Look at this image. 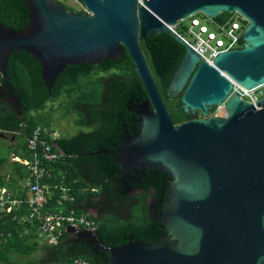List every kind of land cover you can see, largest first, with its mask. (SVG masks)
Here are the masks:
<instances>
[{"label": "water", "instance_id": "1", "mask_svg": "<svg viewBox=\"0 0 264 264\" xmlns=\"http://www.w3.org/2000/svg\"><path fill=\"white\" fill-rule=\"evenodd\" d=\"M26 1L31 15L24 30L0 22L3 76L16 49L36 54L51 84L68 64L97 65L126 48L148 93L136 104L138 129L126 135L115 160L124 175L151 168L173 178L158 217L167 234L104 244L108 264H264V96L252 103L232 93V80L245 89L264 85V0H82L91 15L54 0ZM224 11L241 12L249 25L242 47L219 53L211 64L174 26L197 12L216 19ZM164 32L186 49L170 89L183 92L184 111L202 114L180 124L172 120L139 43ZM1 93L7 94L4 86ZM224 100L228 117H210ZM79 235L103 243L96 231Z\"/></svg>", "mask_w": 264, "mask_h": 264}, {"label": "trees", "instance_id": "2", "mask_svg": "<svg viewBox=\"0 0 264 264\" xmlns=\"http://www.w3.org/2000/svg\"><path fill=\"white\" fill-rule=\"evenodd\" d=\"M30 15L26 0H0V22L8 28L24 30ZM230 15L224 11L216 20L224 21ZM139 43L174 123L201 117L199 111H184L183 92L170 90L171 79L186 53L184 45L167 32L140 37ZM43 72L40 58L32 51L21 48L10 54L7 77L0 73V82L20 103L0 100V141L10 134L18 135V149L23 151L20 155L27 157L26 137L38 126L52 129L47 121L51 119L50 112L38 115L33 111L39 112L48 101L59 99L67 115L75 114L74 121L82 129L71 136L63 134L49 140L57 144L53 150L60 152V157L44 163L51 168L49 182L57 184L48 208L75 217L86 214L96 224L98 237L109 246L162 238L167 229L152 215L146 199L150 194L156 201L163 200L173 178L151 168L124 175L121 164L115 160L126 135L138 129V100L148 98L129 51L124 48L117 58L104 59L97 65L87 61L68 64L51 84L46 82ZM8 149L9 154L16 150L12 145ZM9 159L8 155L0 156V189L8 187L13 197L26 199L27 189L21 181L27 176L31 179V172L20 162L9 163ZM129 188L132 190L128 193ZM62 194L66 195L64 199ZM91 209L99 215L95 216ZM161 209L164 202L158 203V210ZM28 210L29 205L23 202L18 209L0 214V264H33L34 252L42 253L41 264H73L76 260L108 264V253H98L88 240L74 237L68 230L56 244L41 242L38 223L25 217Z\"/></svg>", "mask_w": 264, "mask_h": 264}, {"label": "built area", "instance_id": "3", "mask_svg": "<svg viewBox=\"0 0 264 264\" xmlns=\"http://www.w3.org/2000/svg\"><path fill=\"white\" fill-rule=\"evenodd\" d=\"M56 2H64L68 6L73 7V11L91 15L92 11L82 2V0H54ZM143 3L138 0V4ZM199 13H201L200 16ZM186 20V19H185ZM181 20L175 26V31L185 39L201 56V60H206L213 64L215 57L225 51L240 48L243 45V33L249 25V20L239 11L231 12V15L224 21L213 19L202 12L195 13L189 17L188 23ZM185 31L182 33L179 26ZM232 93L238 94L242 99L252 103H256L264 96V90L261 87L253 89H245L241 84L232 80ZM224 100L221 104L216 105L210 111V117H228ZM41 128L33 131L32 135L27 139L28 151L33 155L31 160H24L27 169L31 172L32 179L26 182L31 198L28 201L31 211L29 212V220L37 222L46 240L54 243L59 240L65 231L70 227H74L76 231L82 229L94 230L95 224L89 220L86 214L80 217L68 215L62 210H52L48 208L51 199L52 186L40 180L46 176H51L50 168L45 165L47 161H54L60 157V152L53 150L56 143L50 142L44 137ZM20 160V159H19ZM65 194L61 195L64 199ZM71 200L74 197H70ZM24 202L23 199L14 198L12 193L7 189L1 190L0 196V212L12 211L14 205L20 206ZM74 211H72L73 213ZM74 264H88L76 262Z\"/></svg>", "mask_w": 264, "mask_h": 264}, {"label": "rangeland", "instance_id": "4", "mask_svg": "<svg viewBox=\"0 0 264 264\" xmlns=\"http://www.w3.org/2000/svg\"><path fill=\"white\" fill-rule=\"evenodd\" d=\"M68 7H69V9H74L71 6H68ZM200 15H201V13H199L198 16H200ZM188 22H189V18H187L185 21H183V23H188ZM178 26H179V29L182 31V33H185V31L181 29L182 26L181 25H178ZM261 89L264 90V86L261 87ZM33 112L38 114V115L45 114V112H47V113L50 112L51 119H49L47 121H48L49 125L52 126V129L54 130V131H51V132H53L54 136H60L63 134L66 136H71V135L77 133L79 130L82 129L74 121V119L76 117L75 114L72 113V114L67 115L65 112V109L61 103V100H59V99H56L54 101H48L46 103L45 109L40 110L39 112H35V111H33ZM85 130H88V129H85ZM15 137H16V134H10V135H8L7 139H9L11 143L18 142L19 141L18 135L16 138ZM0 170H1V166H0ZM90 212H92L94 215H99L97 210L91 209ZM83 231H86V230H80L78 232H83ZM72 232L74 233V237L75 236L80 237V235L75 233V231H72ZM82 235H83V233H81V236ZM40 239H41V242H45L46 237L40 236ZM56 243L57 242H54V244H56ZM41 256H42L41 252L32 253L31 259L33 260L32 261L33 264H34L35 260L36 261L38 260L36 264H41L42 262L39 260V258ZM26 258H28V257H26Z\"/></svg>", "mask_w": 264, "mask_h": 264}, {"label": "crops", "instance_id": "5", "mask_svg": "<svg viewBox=\"0 0 264 264\" xmlns=\"http://www.w3.org/2000/svg\"><path fill=\"white\" fill-rule=\"evenodd\" d=\"M44 77V76H43ZM2 87H3V85H2V83L0 82V100L1 101H8V102H10V103H14V104H17L18 105V103H20L19 102V99L13 94V93H11V92H7V94L6 95H3L2 93H1V90H2ZM50 88V87H49ZM34 113V112H33ZM37 128H43L42 129V131L44 132L45 131V135H44V137L46 138V136H47V138L46 139H48V140H50V141H53L54 139H57L59 136H54L53 135V132H51V131H54L53 129H48V128H45V127H41V126H38V127H36L35 129H37ZM34 129V130H35ZM33 130V131H34ZM2 130L0 129V137H3V133L1 132ZM33 131L31 132V134L30 135H28L27 137H26V146H27V139H28V137H30L31 135H32V133H33ZM18 134V133H17ZM8 137V136H7ZM7 137L5 138V139H3V140H1L0 141V148H3V149H1V152H0V156H3V155H8L9 156V163H10V161H17V162H20L21 164H23V165H25V167H26V169H27V166H26V164L24 163V160H31L32 159V156L31 155H33L32 154V152H30V151H28V148H27V151H28V153H29V155L27 156V157H24V156H22V155H20V154H22L23 153V151L21 150V149H18V146H19V144L21 143V138H19V141L18 142H13V143H11L10 142V140L9 139H7ZM16 137H17V135H16ZM15 137V138H16ZM9 141V142H8ZM14 146V148H16V150H14V151H12L10 154H9V149H8V147L9 146ZM6 149V150H5ZM20 159V160H19ZM27 171H29L28 169H27ZM50 171H51V168H50ZM51 176H52V172H51ZM51 176H46V177H44V178H42L40 181L41 182H44V183H47V184H49L50 186H52V189H55V188H57V184H55L54 186L51 184V182H49V180L51 179ZM32 180H34L33 178H31ZM27 180H29V176H27L26 178H25V180H24V182L23 181H21L23 184V186L27 189V198L26 199H23V198H19V197H14V198H19V199H23L24 200V202L25 203H27L28 205H29V203H28V201L30 200V198H31V192H30V190H29V188H28V186L26 185V181ZM2 189H7L8 191H9V188L8 187H3V188H1L0 189V196H1V190ZM96 191H97V189H96ZM10 192H12V191H10ZM74 197V196H73ZM14 207V209L12 210V211H14L15 209H18L20 206H18V205H14L13 206ZM12 211H10V212H12ZM31 211V208H30V205H29V210H28V215L27 216H25V217H29V212ZM5 213H9L8 211H4V212H0V214L1 215H3V214H5ZM38 228H39V231H40V236H42V237H45L44 236V234L42 233V231H41V229H40V226H39V224H38ZM46 240V239H45Z\"/></svg>", "mask_w": 264, "mask_h": 264}, {"label": "flooded vegetation", "instance_id": "6", "mask_svg": "<svg viewBox=\"0 0 264 264\" xmlns=\"http://www.w3.org/2000/svg\"><path fill=\"white\" fill-rule=\"evenodd\" d=\"M171 90V89H170ZM172 91V90H171ZM147 169V168H146ZM152 172H156V171H152ZM128 174V173H127ZM165 179V178H164ZM166 180V179H165ZM164 184H165V181H164ZM131 188H129L128 193L131 192ZM153 191L155 192V189H153ZM146 204L148 203L150 208L152 209L153 213L152 215H154L155 219L158 220V217L160 216V213L162 211L161 210H158V203L159 202H164V199H160L158 201H156V199L154 197H151L150 194L148 196V198L146 199ZM88 243L93 245V247H95L97 250H98V253L100 250H103L102 253L105 254V253H108V257L110 255V252L104 247V243H101L100 240L99 242H96V243H93L92 240H88ZM109 246V245H108Z\"/></svg>", "mask_w": 264, "mask_h": 264}, {"label": "clouds", "instance_id": "7", "mask_svg": "<svg viewBox=\"0 0 264 264\" xmlns=\"http://www.w3.org/2000/svg\"><path fill=\"white\" fill-rule=\"evenodd\" d=\"M56 2V1H55ZM62 3H64V2H62ZM64 4H66V3H64ZM67 5V4H66ZM68 6V5H67ZM69 10H71V11H73V9H69ZM75 12V11H74ZM76 13H79V12H76ZM198 13V12H197ZM191 16V15H190ZM190 16H188L187 18H189ZM187 18H185V19H187ZM185 19H183V20H185ZM181 21V20H180ZM180 21H178V22H180ZM177 25V24H176ZM175 25V26H176ZM175 26H174V28H175ZM210 116V115H209ZM95 216H98V215H95ZM75 229V228H74ZM82 230H86V231H90V232H94V231H96L97 230V227H96V224H95V229L94 230H87V229H82ZM68 231H69V229H68ZM75 231V233H77V234H79V232L78 231H76V230H74ZM70 232H72V231H70ZM97 233V232H96ZM79 238H81V237H79ZM104 243V242H103ZM105 244V243H104ZM107 245V244H106ZM76 262H81V263H88V264H91L90 262H88V261H84V260H76L74 263H76ZM73 263V264H74Z\"/></svg>", "mask_w": 264, "mask_h": 264}, {"label": "bare ground", "instance_id": "8", "mask_svg": "<svg viewBox=\"0 0 264 264\" xmlns=\"http://www.w3.org/2000/svg\"><path fill=\"white\" fill-rule=\"evenodd\" d=\"M61 3V2H60Z\"/></svg>", "mask_w": 264, "mask_h": 264}]
</instances>
